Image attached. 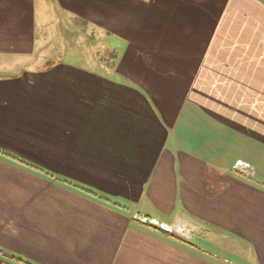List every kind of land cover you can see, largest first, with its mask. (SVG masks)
<instances>
[{
    "label": "crops",
    "instance_id": "obj_1",
    "mask_svg": "<svg viewBox=\"0 0 264 264\" xmlns=\"http://www.w3.org/2000/svg\"><path fill=\"white\" fill-rule=\"evenodd\" d=\"M79 22L106 64L60 57ZM0 149L264 264V188L231 172L264 181V0H0ZM0 247L36 264H216L1 156Z\"/></svg>",
    "mask_w": 264,
    "mask_h": 264
},
{
    "label": "trees",
    "instance_id": "obj_2",
    "mask_svg": "<svg viewBox=\"0 0 264 264\" xmlns=\"http://www.w3.org/2000/svg\"><path fill=\"white\" fill-rule=\"evenodd\" d=\"M0 156L2 158H5L9 161H11L12 163L25 168L27 170H30L38 175H41L49 180L52 181H56L59 184H62L72 190H74L75 192H78L80 194H83L95 201L104 203L106 205L112 206L114 208H117L123 212H125L126 214L131 215L132 217V222L134 225L136 226H143V227H147L150 228L152 231H154L156 234L171 239V240H178L184 244H186L187 246L193 248L195 251L200 252V253H204V254H208L209 256L213 257V258H222L223 260H225L226 263H230V264H242L244 262H242V260H237L235 259V257H222L220 254H215L212 251L206 250L202 247H200L198 244H195L194 242H191L189 240H186L176 234H174L172 231H170L167 228L161 227L157 224H155L154 222L151 221L150 218H148L146 215H142L139 212H136L134 214H132V212L130 211L129 207L117 200H115L114 198H112L111 196L102 193L90 186H87L85 184H82L80 182H77L75 180L69 179V178H63V177H57V175L41 166H38L32 162H29L21 157H18L14 154H11L7 151H4L2 149H0ZM231 172L232 174L236 175V176H241L246 178L247 180L252 181L253 183L259 185L260 187L264 188V181H260L259 179H257L256 177H254L253 175L247 173V171H244L242 168L239 167H232L231 168ZM0 257H3L7 260L16 262L18 264H36V263H32L28 260H26L25 258L7 251L3 248L0 247ZM242 262V263H241Z\"/></svg>",
    "mask_w": 264,
    "mask_h": 264
},
{
    "label": "rangeland",
    "instance_id": "obj_3",
    "mask_svg": "<svg viewBox=\"0 0 264 264\" xmlns=\"http://www.w3.org/2000/svg\"><path fill=\"white\" fill-rule=\"evenodd\" d=\"M67 29V27H66ZM68 30L70 31V36L68 33L64 30L63 31V43L62 45L65 47H68L70 45H75L74 50H71L73 54L68 53V49L62 50L60 55L61 58L67 60V59H73L77 62H82L84 59H92L93 57L96 59V61H99L100 64H106V58H111L113 52L106 49V45L104 41H100V36L103 34H100L99 32H96L92 27H90L87 23L79 22L78 27L73 28L68 26ZM93 38H90V37ZM65 47V48H66ZM56 55V54H55ZM58 55V54H57ZM112 59V58H111ZM107 64H109L107 62ZM103 68V66H101ZM181 232V231H180ZM200 235V234H199ZM188 234L184 236L189 241L194 242L195 244H198L200 247L212 251L215 254H222L220 250H224L225 253H227L230 249H228L226 246H222V243H212V242H206V237ZM203 238V239H202ZM228 246V245H227ZM195 253V252H194ZM210 260H213L216 264H223L225 263V260L223 262L222 258H209ZM216 259V260H215ZM237 260H240L238 258H235ZM256 260V259H255ZM241 261V260H240ZM248 260L242 259V264H248ZM251 262V260H249ZM253 262V261H252ZM230 264V263H227ZM252 264V263H251Z\"/></svg>",
    "mask_w": 264,
    "mask_h": 264
}]
</instances>
